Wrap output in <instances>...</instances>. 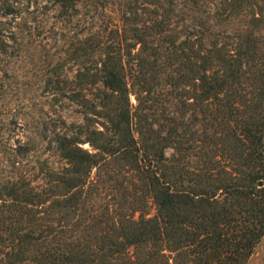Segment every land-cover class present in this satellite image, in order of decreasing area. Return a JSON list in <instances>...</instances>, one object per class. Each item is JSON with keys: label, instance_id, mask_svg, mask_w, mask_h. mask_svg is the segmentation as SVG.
Returning a JSON list of instances; mask_svg holds the SVG:
<instances>
[{"label": "trees", "instance_id": "1", "mask_svg": "<svg viewBox=\"0 0 264 264\" xmlns=\"http://www.w3.org/2000/svg\"><path fill=\"white\" fill-rule=\"evenodd\" d=\"M56 1L73 18L83 0ZM71 58L83 120L57 134L59 167L0 179V264H249L264 238V0L127 2Z\"/></svg>", "mask_w": 264, "mask_h": 264}, {"label": "rangeland", "instance_id": "2", "mask_svg": "<svg viewBox=\"0 0 264 264\" xmlns=\"http://www.w3.org/2000/svg\"><path fill=\"white\" fill-rule=\"evenodd\" d=\"M131 1L83 0L73 18L60 15L56 0L10 2L14 11L0 17L1 180L32 177L45 160L59 167L57 134L83 120L68 97L77 68L73 46L90 31L113 27ZM166 152L171 156L173 149ZM249 264H264V238Z\"/></svg>", "mask_w": 264, "mask_h": 264}]
</instances>
